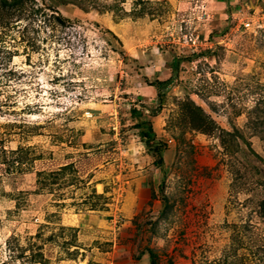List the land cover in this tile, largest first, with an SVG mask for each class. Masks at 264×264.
I'll return each mask as SVG.
<instances>
[{
	"label": "rangeland",
	"instance_id": "1",
	"mask_svg": "<svg viewBox=\"0 0 264 264\" xmlns=\"http://www.w3.org/2000/svg\"><path fill=\"white\" fill-rule=\"evenodd\" d=\"M263 14L0 0V264H264Z\"/></svg>",
	"mask_w": 264,
	"mask_h": 264
},
{
	"label": "crops",
	"instance_id": "2",
	"mask_svg": "<svg viewBox=\"0 0 264 264\" xmlns=\"http://www.w3.org/2000/svg\"><path fill=\"white\" fill-rule=\"evenodd\" d=\"M104 217H98L96 222H102L105 223ZM151 258L149 253L142 254L138 259H134L133 257H130L126 260L121 261H115V264H150Z\"/></svg>",
	"mask_w": 264,
	"mask_h": 264
},
{
	"label": "built area",
	"instance_id": "3",
	"mask_svg": "<svg viewBox=\"0 0 264 264\" xmlns=\"http://www.w3.org/2000/svg\"><path fill=\"white\" fill-rule=\"evenodd\" d=\"M242 23L246 28H250L254 25L259 26L262 23H264V14L261 16H257L256 18H254L252 20H250V19L243 20Z\"/></svg>",
	"mask_w": 264,
	"mask_h": 264
},
{
	"label": "trees",
	"instance_id": "4",
	"mask_svg": "<svg viewBox=\"0 0 264 264\" xmlns=\"http://www.w3.org/2000/svg\"><path fill=\"white\" fill-rule=\"evenodd\" d=\"M143 134H145V132H143ZM161 161V160H160ZM159 162V161H158Z\"/></svg>",
	"mask_w": 264,
	"mask_h": 264
}]
</instances>
